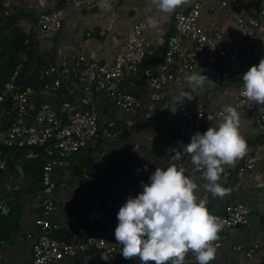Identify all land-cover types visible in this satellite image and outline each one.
Returning <instances> with one entry per match:
<instances>
[{
	"label": "crops",
	"instance_id": "0c3cea01",
	"mask_svg": "<svg viewBox=\"0 0 264 264\" xmlns=\"http://www.w3.org/2000/svg\"><path fill=\"white\" fill-rule=\"evenodd\" d=\"M196 1L204 3L199 26L209 34L220 32L232 48L239 50L241 39L233 17L255 11L256 2L220 9V0H183L174 12L164 14L153 6L152 0H0L1 7L9 11L8 16H0V91L3 84L11 80L19 89L32 87L38 104L56 109L66 101L83 110L93 109L98 115L97 137L74 155L69 166L57 165L50 175L55 209L47 219L58 225V229L51 232L55 238L78 241V227L84 228L87 234L96 233L100 231L102 220L116 227V214L104 207L103 199L111 197L124 203L129 195H137L141 181L147 182L157 166L168 165L167 150H182L180 142L188 144L197 132L191 125L181 124L182 105L191 109L204 106L212 111L221 110L225 105L235 106L243 73L264 58V23L256 30H248L253 55L236 65L232 77L218 84L205 83L196 89L193 100H185L183 104L173 97L181 91L191 93L186 82V76L191 73L184 74L181 87L168 85L164 97L154 102L150 99L151 89L140 78L124 81L121 90L135 95L140 102L136 110L127 112L104 95H95L88 105H81V93L74 77L63 79L56 90H46L45 86L50 85L52 79L44 77L45 66L48 62L70 65L78 55L110 65L128 31L139 21L146 24L142 38L147 66L154 65L174 32V14L187 12ZM47 12L62 15L58 38L51 42L33 39L26 43L30 40L29 30L35 16ZM184 46L197 53L200 64H206L203 50L189 40ZM9 106V102L0 106V129H5L12 119ZM237 111L240 134L248 144L243 158L256 164L254 178L239 177L235 160L224 166L219 180L228 189L226 195L222 198L210 195L205 201L211 214L222 215L225 206L233 200L251 206L252 213L246 225L234 232L218 234L222 246L216 250L212 264H264L260 250L248 261L241 253L231 251L236 244L248 246L264 239V142L255 126L264 106L257 105L250 113ZM215 122H204L199 131H206ZM0 157L5 162L4 169H0V206L4 203L9 209L6 215L0 212L1 264H31L33 239L40 233L35 220L41 216L39 203L45 197L41 172L50 153L47 149L5 148ZM189 158V154L183 153L176 164L181 162L180 167L186 169L197 185L195 194L203 199L207 181H201L187 165ZM227 171L230 176L224 178ZM104 250L93 247L86 257L77 254L53 264H107ZM127 261L120 255L118 264H127ZM185 261L184 264H197L190 253L185 255Z\"/></svg>",
	"mask_w": 264,
	"mask_h": 264
},
{
	"label": "built area",
	"instance_id": "2783aa9c",
	"mask_svg": "<svg viewBox=\"0 0 264 264\" xmlns=\"http://www.w3.org/2000/svg\"><path fill=\"white\" fill-rule=\"evenodd\" d=\"M256 2L257 9L253 12L236 14L233 24L238 30L241 45L238 49L225 39L224 35L215 31L205 32L198 23L204 3L196 1L187 12H176L173 16L174 32L167 40L166 48L151 66L143 67L146 51L143 43V32L146 29L144 22H136L128 31L120 49L116 53L112 64L103 65L84 55H78L70 65L58 66L56 62H48L44 70V77L52 79L46 90H56L63 79L74 77L76 87L80 90V104L88 105L95 95H104L113 103L127 111L133 112L140 106L138 98L121 90V84L133 77L140 78L150 89L151 101H158L165 95L168 85L181 87L185 73L201 72L208 77L206 84L222 83L232 77L233 71L239 63L253 55L248 30H256L264 23V0H220L219 8L237 7L241 3ZM9 11L0 5V16H8ZM62 15L58 12L39 13L35 16L30 26V39L42 38L51 42L62 29ZM191 41L196 48L205 53L206 64L198 62L197 53L185 48V41ZM30 40L27 39L26 43ZM240 88L236 94L237 109L250 113L255 110L257 104L249 101L241 95ZM35 90L27 86L19 89L11 80L6 81L0 91V106L9 102L11 121L5 129H0V155L3 148H38L47 149L50 153L48 161L43 165L41 179L45 197L40 200V218L35 220V225L40 229L32 247L31 264H53L59 263L65 258L74 257L77 254L87 255V251L93 247L104 248L107 254V264H118L122 245L117 244L114 238V229L105 220L101 221L100 231L86 233L82 227L77 228V236L80 238L75 242L63 241L52 236L51 232L58 229L57 224H52L47 217L55 209L51 194L50 175L57 165L69 166L71 159L78 152L87 147L98 135L99 122L95 110H83L74 107L69 102L63 101L59 107L53 109L44 104H38L35 99ZM221 110L212 111L201 106L191 109L187 105L180 107V122L183 126L191 125L194 131H199L204 122H214L218 119ZM255 126L264 142V111L255 120ZM244 137V136H243ZM247 142V139L244 137ZM248 151V144H247ZM246 153L236 159L238 163L237 175L239 177L254 178L256 164L245 160ZM177 167L181 166L178 162ZM201 181L203 170H196L187 160ZM5 162L0 157V169H4ZM230 176V171L223 174L224 178ZM224 186V184H222ZM225 187V186H224ZM211 194L205 190L202 194L203 200ZM123 202L105 197L104 207L111 213L116 214ZM9 209L6 204H1L0 212L6 215ZM252 213L251 206L238 200L230 201L222 215L212 214L221 225L218 234L224 231L234 232L238 227L248 223ZM28 238H32L28 235ZM216 250L221 248L222 241L217 238L213 242ZM263 252L264 261V239L254 242L248 246L236 244L232 247L233 252L241 253L245 260H250L257 251ZM193 257L194 255L189 252ZM186 261L184 260V263ZM1 264V257H0ZM127 264H141L139 258L128 260ZM152 264V262H149Z\"/></svg>",
	"mask_w": 264,
	"mask_h": 264
},
{
	"label": "clouds",
	"instance_id": "9594fccd",
	"mask_svg": "<svg viewBox=\"0 0 264 264\" xmlns=\"http://www.w3.org/2000/svg\"><path fill=\"white\" fill-rule=\"evenodd\" d=\"M161 13L170 14L183 0H152ZM241 95L264 106V58L242 75ZM206 75L193 72L186 76L190 92L181 91L173 99L177 103L194 99L196 89L202 87ZM240 113L233 105H225L214 126L195 132L188 144L180 142L182 150L168 149L166 167H156L147 182L141 181V191L129 195L116 213L114 238L122 245L120 255L125 260L139 258L141 264H184L191 252L197 264H212L216 257L213 242L221 225L207 208L205 200L195 194L197 185L176 161L183 153L190 155L196 170H203L204 188L213 197L228 192L219 183L224 166L234 163L247 151V142L239 130ZM145 170L146 167H145ZM103 259V252L101 254Z\"/></svg>",
	"mask_w": 264,
	"mask_h": 264
},
{
	"label": "trees",
	"instance_id": "16d2710c",
	"mask_svg": "<svg viewBox=\"0 0 264 264\" xmlns=\"http://www.w3.org/2000/svg\"><path fill=\"white\" fill-rule=\"evenodd\" d=\"M61 31H62V29H61ZM61 31L59 32L58 35H56V37H55L52 41H54L56 38H58V36L60 35ZM39 39H42V38H36V39H34V40L36 41V40H39ZM42 40H44V39H42ZM32 41H33V38L30 39V42H29V43H31ZM45 41H47V40H45ZM47 42H49V41H47ZM29 43H28V44H29ZM62 66H64V65H62ZM142 66H143V67H148V66H147V62H146V58L144 59ZM45 68H46V66H45ZM89 144H90V143H89ZM89 144H88V145H89ZM88 145H87V147H88ZM87 147H86V148H87ZM26 148H28V149L39 150L38 148H30V147H26ZM86 148H84V149H86ZM4 149H5V148H3V150H4ZM8 149H11V148H8ZM3 150H2V151H3Z\"/></svg>",
	"mask_w": 264,
	"mask_h": 264
}]
</instances>
